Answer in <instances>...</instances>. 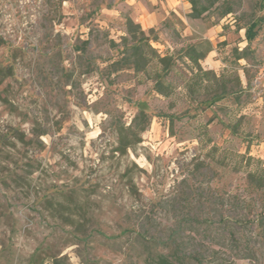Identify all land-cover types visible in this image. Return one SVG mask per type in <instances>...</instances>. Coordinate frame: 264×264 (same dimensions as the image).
Here are the masks:
<instances>
[{"label": "rangeland", "instance_id": "374dc122", "mask_svg": "<svg viewBox=\"0 0 264 264\" xmlns=\"http://www.w3.org/2000/svg\"><path fill=\"white\" fill-rule=\"evenodd\" d=\"M217 1L193 20L183 0L143 29L179 62L164 97L150 70L110 68L126 18L141 24L131 0H0V63L13 67L12 76L0 70V264H144L151 240L138 236L135 218L164 230L181 213L164 202L192 179L193 158L205 156L195 139L201 124L219 145L250 146L264 161V0ZM226 4L234 11L223 18ZM189 46L207 54L202 68L214 75H197ZM222 85L234 93L212 101ZM140 110L150 125L121 155L119 131ZM165 115L177 118L172 133ZM230 122L242 137L231 136ZM245 237L254 238L255 258L234 264H264V236Z\"/></svg>", "mask_w": 264, "mask_h": 264}, {"label": "trees", "instance_id": "16d2710c", "mask_svg": "<svg viewBox=\"0 0 264 264\" xmlns=\"http://www.w3.org/2000/svg\"><path fill=\"white\" fill-rule=\"evenodd\" d=\"M188 2L192 6L188 17L198 20L209 13L218 1ZM233 11V6L226 4L221 17L227 18ZM126 20V36L122 38L119 59L113 61L110 68L113 72L131 69L136 75L150 70L148 77L153 80V90L164 97H170L167 79L179 62L175 55H163L157 48H153L152 42L157 41V37L153 39L151 36L153 30H149L147 34L141 24L130 17ZM242 28L238 27V30ZM244 28L247 33L250 32ZM115 45L113 42V46ZM186 51L185 56L197 68V75H214L202 68L201 60L207 57L206 53H198L194 46H189ZM242 58L244 51L237 52L236 59ZM4 69L12 76V65L3 67L0 63V70ZM188 88L194 91L193 86ZM221 90L212 101L234 93L226 85H222ZM165 117L169 120V130L172 133L177 118L174 115ZM150 120V115L145 110H140L129 127L119 131L121 138L116 151L127 155L129 149L141 143L140 135L149 127ZM199 128V135L195 139L200 150L205 151V158H193L192 179L184 180V190H178L172 199L164 202L165 205L181 210V213L164 230L161 229L162 222L148 216L135 218L143 231L138 236L143 237L144 241L151 240L144 264H234L236 259L255 258V250L250 246L254 238L247 241L245 232L255 231L260 238L264 236V161L251 155L250 146L242 153L228 139L219 145L209 133L208 124H201ZM226 128L232 137L243 136L239 133V126L232 122ZM240 176L242 181L234 186L236 177ZM131 192H137L134 185ZM152 231L166 232L167 237L155 239ZM228 251L235 254L229 255ZM53 264L63 262L54 258Z\"/></svg>", "mask_w": 264, "mask_h": 264}, {"label": "crops", "instance_id": "0c3cea01", "mask_svg": "<svg viewBox=\"0 0 264 264\" xmlns=\"http://www.w3.org/2000/svg\"><path fill=\"white\" fill-rule=\"evenodd\" d=\"M183 0H131L136 10V20L143 29L153 28L163 21L169 11L177 12ZM160 2V3H159Z\"/></svg>", "mask_w": 264, "mask_h": 264}]
</instances>
